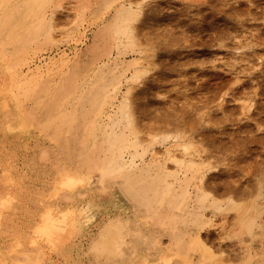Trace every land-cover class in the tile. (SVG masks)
I'll return each mask as SVG.
<instances>
[{
    "label": "rangeland",
    "instance_id": "rangeland-1",
    "mask_svg": "<svg viewBox=\"0 0 264 264\" xmlns=\"http://www.w3.org/2000/svg\"><path fill=\"white\" fill-rule=\"evenodd\" d=\"M137 3L163 8L144 46L125 55L123 35L106 31L127 0H0V264H264V210L255 208L264 187L232 201L187 169L190 158H206L207 174L241 176L246 162L236 166L241 150L228 134L245 123L257 130L254 112L264 110V0ZM206 125L233 146H204ZM118 135L126 141L111 162ZM144 168L151 180L157 170L177 174L167 179L185 197L173 211L167 193L146 210L124 191L123 175ZM246 217L255 219L250 234ZM235 243L254 249L230 255L224 248Z\"/></svg>",
    "mask_w": 264,
    "mask_h": 264
},
{
    "label": "bare ground",
    "instance_id": "bare-ground-1",
    "mask_svg": "<svg viewBox=\"0 0 264 264\" xmlns=\"http://www.w3.org/2000/svg\"><path fill=\"white\" fill-rule=\"evenodd\" d=\"M136 1V0H127V2L130 3V6L128 7H123V8H120L119 11H117L118 13H116V17H115V21L113 19V22H111L110 26L108 27V32L111 31L110 33H108L106 31V34H108L107 36L111 35V34H115L116 36H122L125 38V41L123 44V50L121 52H123L125 55L128 54V53H131L133 51H136V48L138 46H141L140 44L143 43V41H140L141 40V35H145L146 33H143L146 25L149 24V21L151 19H153L155 16H157L158 18L160 17L161 15V11H162V8L163 6L160 8L161 5H159V7H152L150 6L149 7V11L151 8V11H147L148 8L146 9V7L142 6H138V3H137V8H135L133 6V2ZM158 5V4H157ZM167 10V9H166ZM164 12V11H163ZM167 12V11H166ZM171 13V12H169ZM174 13V12H172ZM142 15L141 18H139L140 16ZM164 15V14H162ZM174 15V14H173ZM169 16V15H168ZM175 16V15H174ZM167 17V16H166ZM175 18V17H174ZM171 19V18H170ZM173 20V19H172ZM175 20V19H174ZM177 20V19H176ZM157 34V33H156ZM114 35V36H115ZM153 35V34H152ZM147 36V35H146ZM152 37V36H151ZM148 38V37H147ZM146 38V39H147ZM150 38V36H149ZM149 38L147 40H149ZM117 39V38H116ZM117 41V40H116ZM150 41V40H149ZM153 41V40H152ZM121 42V41H120ZM160 42V41H159ZM119 44V42L117 43ZM121 44V43H120ZM121 46V45H120ZM142 46H144L142 44ZM120 48V47H119ZM140 48V47H139ZM138 48V49H139ZM143 48V47H142ZM161 48V47H160ZM139 50H143V49H139ZM153 51V50H152ZM137 52V51H136ZM135 52V53H136ZM142 52V51H140ZM154 52V51H153ZM156 52V51H155ZM139 53V52H138ZM172 53V52H171ZM177 53V52H176ZM175 53V54H176ZM158 54V53H156ZM161 54V53H160ZM195 54V52H194ZM131 55V54H130ZM149 55V54H148ZM174 55V54H173ZM154 56V55H153ZM159 56V55H158ZM192 56V55H191ZM203 57V56H202ZM147 58V57H146ZM176 58V57H175ZM205 58V57H204ZM201 59V57H200ZM149 60V59H148ZM147 60V61H148ZM182 60V59H181ZM150 61V62H149ZM146 64V66H150V63H151V59L149 60ZM184 61V60H183ZM194 61V60H193ZM206 61V60H205ZM142 62V61H141ZM153 62V61H152ZM196 62V61H194ZM207 62V61H206ZM192 63V62H191ZM199 63V62H198ZM204 63V62H203ZM152 64V63H151ZM217 66V65H216ZM150 68V67H149ZM149 68H146L144 66V68L141 67V70H139L138 72H136V74L138 75H143V74H147L148 71H149ZM200 70V69H198ZM101 73V72H99ZM116 73V72H115ZM114 73V74H115ZM73 74V73H72ZM71 74V76H72ZM103 74V73H102ZM101 74V75H102ZM123 74V73H122ZM74 78H75V75L73 74ZM77 77V76H76ZM96 77V76H95ZM106 77L103 75V78ZM116 77V76H115ZM119 77V76H118ZM69 78V77H68ZM71 80L73 77H70ZM99 79V74H98V77ZM102 78V79H103ZM97 79V81H98ZM106 79V78H104ZM70 80V82H71ZM74 80V79H73ZM112 80V79H111ZM69 81V80H68ZM75 81V80H74ZM106 81V80H105ZM110 80H108L107 82H109ZM116 81L113 79V82ZM76 82V81H75ZM112 82V81H111ZM69 83V82H68ZM102 83V82H101ZM106 82H104L103 80V83L102 84H105ZM110 83V82H109ZM70 84V83H69ZM73 87H75V83H72ZM117 84V83H116ZM67 85V84H66ZM77 85V84H76ZM100 84L98 83V86ZM107 85V84H106ZM104 86V88H102V90H98L96 89L97 91H104L103 95L100 94L99 96V100L100 102H103L104 99L106 98V93L107 91H110L108 90L109 87L108 86ZM110 85V84H108ZM113 85V84H112ZM70 85H67L66 87H68V89H70L69 87ZM114 86V85H113ZM118 86V85H117ZM101 87V86H99ZM108 88V89H107ZM112 88V87H111ZM75 89V88H74ZM100 89V88H99ZM95 90V91H96ZM73 91V90H72ZM246 94V93H245ZM104 96V97H103ZM253 98V97H252ZM107 100V98H106ZM248 100V99H247ZM254 100V99H253ZM103 105V104H102ZM252 105V104H251ZM98 108H100L99 104L97 105ZM127 110H126V114H127V117L129 118V120L132 122V112H131V109L132 106L131 104H127ZM97 108V109H98ZM126 108V107H125ZM224 108V107H223ZM135 109V108H134ZM230 109V108H229ZM125 110V109H123ZM257 111V112H256ZM254 113H256L255 116L256 118H252V120L256 121V126L258 127L257 130H254L253 127H255V125L253 123H249V124H242L240 125L238 128H233V130H231L232 132H229L228 135H231L233 134L234 137H232L231 141L233 140L239 147L241 150V152L237 153L236 154V166L237 165H241V163H245L244 165L242 166H239V170H241V176H235L236 175V172H238V169L235 170V172H232V173H229V174H226V176L223 174V171L222 169H219L216 171L213 172H209L208 171V174L205 172L206 170H204L205 168V159L204 160H200V161H197V159L199 160V158H190L188 161H190V164L188 165L187 169H191V170H194V173H193V177H196V178H199V186L200 188L204 187L205 189H207V191H213L216 193H218L219 195L220 194H231L230 197H232V201H238V200H243L245 198H248L250 195L252 196L253 195V188L251 189V187H256L255 185H259L261 188L264 187V110H256ZM146 112V111H145ZM135 113V112H134ZM144 113V112H143ZM223 113V112H222ZM225 114V113H224ZM220 116V115H219ZM222 116V115H221ZM228 116V114H227ZM249 117H252L250 115H248ZM230 117V116H229ZM137 119V118H136ZM140 119V118H139ZM225 119L228 120V118H226L225 116ZM224 119V120H225ZM161 120V118H160ZM223 120V121H224ZM169 121V120H168ZM230 121V120H229ZM166 122V121H165ZM200 122V121H199ZM225 122V121H224ZM142 123V122H141ZM169 123V122H168ZM222 123V122H221ZM166 124V123H165ZM175 124V123H174ZM143 125V124H142ZM141 125V126H142ZM225 125V124H224ZM223 125V126H224ZM147 126V125H146ZM204 126V125H203ZM218 127H220V125L218 124L217 125ZM263 126V128H262ZM139 127V126H138ZM224 128V127H223ZM222 128V130H223ZM150 129V128H149ZM153 129V128H152ZM170 129V128H169ZM220 129V128H219ZM218 129V130H219ZM214 127L212 126H205L201 129V135L199 137L200 140H202L201 142H204V146H209L212 145L214 146V149L215 147H218L220 146L219 144H222L223 146L226 144V143H231V141L229 140L230 138H224L222 136H219L218 132L221 131V130H216ZM224 132V131H223ZM227 132V131H226ZM221 133V132H220ZM225 134V133H222V135ZM120 135H118L117 137H114V141H112L113 145H114V148H112L114 154L111 155L110 157V160L111 162L113 160H117L115 159L117 156L115 155V152L116 151H119L121 150L124 142L126 140H122L119 138ZM228 136V137H230ZM229 140V142H228ZM130 141V140H129ZM226 142V143H224ZM224 143V144H223ZM126 145V144H125ZM218 145V146H217ZM230 146V144H229ZM233 146V144L231 145ZM230 146V148H231ZM258 146V147H256ZM262 148L261 150L259 149L260 147ZM226 147V146H225ZM235 148V147H233ZM221 149H224V148H221ZM227 149V147H226ZM197 151V150H196ZM210 151V150H209ZM203 152V151H202ZM95 154V153H94ZM109 154V153H108ZM205 155V154H204ZM192 157L194 156L191 155ZM212 157V156H211ZM118 158V157H117ZM108 160V157L107 159ZM186 160V159H185ZM187 161V160H186ZM185 161V163H186ZM213 161V160H212ZM216 161V160H215ZM107 162V161H106ZM114 162V161H113ZM210 162V163H209ZM109 163V162H108ZM184 162H179L180 165H184L185 164ZM189 163V162H188ZM187 163V164H188ZM198 163V164H197ZM213 163H215L214 161L211 162L210 160L208 161V164H209V168H217L218 166H215ZM234 163V164H235ZM206 164H207V161H206ZM233 164V165H234ZM109 165V164H108ZM207 166V165H206ZM229 166V165H228ZM182 167V166H181ZM235 167V165H234ZM224 170V169H223ZM151 171V169H150ZM228 172V170H227ZM125 174V173H124ZM150 172L148 170H146V168H144V170L142 169L140 172H136L135 169H131L129 172H127L125 175H123L125 178H124V185L125 188H124V191L126 190H129L131 192V194H133V196L136 198V199H140V205L144 206L146 210H149V207H151L152 204H155L154 202L156 203H160L164 197H166L165 194L163 193H167L169 198H168V203H167V206H168V212L170 211H173V209L176 207V205H178L179 203L181 204L182 201L184 200V197H185V193L183 192L184 190L182 189V191L180 190L179 193H177L176 191V182L175 181H172V180H168L167 179V174L166 172H161V171H158L157 170V173L156 175L154 176V180H151L150 179ZM240 174V172H239ZM169 176L168 177H173V176H177V174H173V175H170L168 174ZM176 180L179 179V177L175 178ZM191 179V178H190ZM202 182V183H200ZM184 187V185H183ZM127 188V189H126ZM126 189V190H125ZM205 189H203L204 191H206ZM151 190H156L157 192H159V195L156 196V198L154 199L151 195ZM123 193V192H122ZM126 193V192H125ZM263 195V198L262 200H260L256 205V210L257 211H261V210H264V193H262ZM218 196V195H217ZM228 197V196H227ZM130 198V197H129ZM234 199V200H233ZM153 201V202H152ZM135 202V201H134ZM202 202V201H201ZM254 203V202H253ZM256 203V201H255ZM254 203V204H255ZM154 206H157V205H154ZM255 206V205H254ZM151 209V208H150ZM149 212V211H148ZM264 212V211H263ZM254 213V212H253ZM155 215L158 219V221H160L161 223L160 224H164V217H162V214L160 212H155ZM243 216V215H242ZM154 217V216H153ZM155 219V218H154ZM242 220V225L244 227V231L247 232V233H252L253 232V229H254V226H255V219H249V218H243L241 219ZM114 224V223H113ZM112 224V226H114ZM117 225V224H116ZM122 225V224H121ZM193 226V225H192ZM72 228V227H71ZM108 228V225L106 226V229ZM110 228V227H109ZM118 227H116L115 229H117ZM121 228V227H120ZM195 230L197 229L196 225H194L193 227ZM109 230V229H108ZM107 230V233L109 236H114V232H116L115 230L114 231H108ZM120 229H118L119 231ZM74 231V230H73ZM117 231V232H118ZM212 233L211 231H207L205 232V236L206 239L204 240H207L208 242L212 239ZM214 234V233H213ZM256 234V233H255ZM104 235V234H103ZM120 235H121V232H120ZM119 235V236H120ZM180 235V234H179ZM107 236V235H106ZM105 236V237H106ZM109 236H107L109 238ZM117 236V234H116ZM104 237V238H105ZM177 237V236H175ZM184 237V235H183ZM103 238V236H102ZM114 238H116L114 236ZM113 238V239H114ZM121 238V236H120ZM123 238V237H122ZM110 239V238H109ZM119 239V238H118ZM105 240V239H104ZM103 240V241H104ZM180 240V239H179ZM184 240V239H183ZM189 240V239H188ZM191 240V239H190ZM108 241V240H107ZM112 241V240H111ZM110 241V242H111ZM178 242V238L176 240ZM187 241V240H186ZM106 242V241H105ZM110 242H106L107 243V246ZM120 242V241H119ZM176 242V244H177ZM189 242V241H188ZM187 242V243H188ZM191 242V241H190ZM207 242V243H208ZM113 243V245H115L114 243L115 242H111ZM183 244V243H182ZM181 244V245H182ZM201 244V243H199ZM110 245V244H109ZM112 245V244H111ZM188 245V246H187ZM189 243L186 244L187 247H189ZM203 247H204V244H202ZM207 245V244H205ZM225 245V244H224ZM178 246V245H176ZM185 246V245H184ZM200 246V245H198ZM104 249L102 248V250H106L105 249V246H103ZM116 247V246H115ZM115 247H113V249H110V251H114L115 252ZM183 247V245L181 246ZM206 247V246H205ZM204 247V248H205ZM109 248V247H108ZM120 246L116 248V250H119L120 251ZM186 248V247H185ZM201 248V247H200ZM202 249L204 252L207 253V258H214L213 255H211L209 252V250L211 251V249ZM101 249V248H100ZM226 250H228L230 252V255L232 253L233 254H237L239 252H242L243 250V253L247 252V253H252L253 251V247H251L250 245H245V246H241V247H237L236 243L235 244H226L225 248ZM263 249V247H262ZM101 250V251H102ZM206 250V251H205ZM215 250V249H214ZM252 250V251H251ZM186 251V250H185ZM213 251V250H212ZM227 251V252H228ZM96 252V251H95ZM104 252V251H103ZM113 253V252H112ZM215 253V251H214ZM108 254V253H107ZM108 256V255H107ZM209 256V257H208ZM229 256V255H228ZM227 257V256H226ZM206 258V257H204ZM222 258V257H221ZM228 258V257H227ZM249 257H247L246 259H248ZM210 259V260H211ZM215 259V258H214ZM206 260V259H205ZM221 259H217V261L219 263H222V260L220 261ZM224 260V259H223ZM230 260V259H229ZM204 261V260H203ZM215 260V262L212 261V263H215L217 264V262ZM248 261V260H246ZM225 262V261H224ZM190 263V262H189ZM211 264V262H209ZM208 263V264H209ZM226 263V262H225ZM246 263V262H245ZM201 264V263H200Z\"/></svg>",
    "mask_w": 264,
    "mask_h": 264
}]
</instances>
